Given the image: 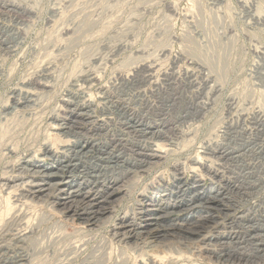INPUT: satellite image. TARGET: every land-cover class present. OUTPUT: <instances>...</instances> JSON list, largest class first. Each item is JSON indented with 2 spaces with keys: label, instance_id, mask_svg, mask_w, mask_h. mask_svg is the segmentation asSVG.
I'll return each instance as SVG.
<instances>
[{
  "label": "rangeland",
  "instance_id": "obj_1",
  "mask_svg": "<svg viewBox=\"0 0 264 264\" xmlns=\"http://www.w3.org/2000/svg\"><path fill=\"white\" fill-rule=\"evenodd\" d=\"M78 141L147 165L107 189L81 176L92 156L59 172ZM259 234L264 0H0V264H264Z\"/></svg>",
  "mask_w": 264,
  "mask_h": 264
},
{
  "label": "bare ground",
  "instance_id": "obj_2",
  "mask_svg": "<svg viewBox=\"0 0 264 264\" xmlns=\"http://www.w3.org/2000/svg\"><path fill=\"white\" fill-rule=\"evenodd\" d=\"M92 83V82H91ZM216 92V91H215ZM27 96V95H26ZM28 97V96H27ZM15 103V102H14ZM198 104V103H197ZM207 104V103H206ZM125 108V107H124ZM90 109V108H89ZM197 110V109H196ZM197 114V113H196ZM125 121V120H124ZM141 121L139 122H131L132 124V128L133 129H136L134 130L137 131V132H144V134L146 133V135H151V136H160L161 134V130H159V127L157 128H154V127H147L146 125H143L140 123ZM148 122V121H147ZM146 123V122H145ZM64 125V124H63ZM74 127V125H73ZM67 128V127H66ZM70 129V128H69ZM74 129V128H73ZM172 129V128H171ZM68 130V129H67ZM173 130V129H172ZM70 132L71 129H70ZM136 133V132H135ZM261 134V133H260ZM150 137V136H149ZM111 139V138H110ZM152 139V138H151ZM161 141V140H160ZM234 142V141H233ZM88 145V142H79L76 144V145H79V149L78 151H74L76 156L74 155V158L72 161L69 157L68 161L67 162H61L59 161V163L57 164L58 167H59V172L66 168H69V169H72L73 171H76L78 169V166L79 165H84L83 162H85L84 160L89 158L90 156H92L93 159H95L96 161H98L99 163L95 164L94 167H90L88 165H85V166H82L81 168H83V171L81 172V176H83L84 178L86 179H95L97 178L98 180V175L103 174L105 176V178L103 177V183L105 184V186H103L104 188H108V186H106V184H111L112 182L108 183V180H117V178H120V177H124V176H129L132 172H136V170H139L141 168H144L145 165H147V160L148 159V155L144 153H140V151H146L144 150L145 148H143L142 146H138L139 148L136 150L137 153H135V157H138L139 160H137V158H132L129 159L128 157L127 158H123L121 157L120 155H115V154H110V152H108V149L107 150H103V148L101 147V149L99 148H96L97 151L99 152L98 154H95L94 156L91 155L92 153H94V150H95V147H93V149L91 150H87V152H84L85 151V147L84 145ZM226 144V143H225ZM240 145V144H239ZM156 146V145H155ZM100 147V146H99ZM113 147V146H112ZM147 147V146H146ZM249 147V146H248ZM107 148V147H106ZM228 148V147H227ZM236 148V147H235ZM231 149V148H230ZM135 152V151H134ZM114 153V152H113ZM227 153V152H225ZM224 153V154H225ZM262 153V152H261ZM117 154V153H116ZM150 154V153H149ZM69 155V154H68ZM223 155V154H222ZM73 156V155H71ZM104 156V157H103ZM133 156V157H134ZM154 156V155H153ZM125 157V156H124ZM131 157V155L129 156ZM228 157H231V154L228 155ZM223 158V157H222ZM227 158V157H226ZM249 158V157H248ZM80 159V160H79ZM219 159V158H218ZM228 159V158H227ZM90 160V159H89ZM88 162H91V160ZM223 160V159H222ZM87 161V160H86ZM149 161V160H148ZM149 163V162H148ZM93 164V163H92ZM35 168H39L40 170H42V172L39 170L38 173H42L44 174V181L43 183L45 184L44 186L41 185L40 188H39V191L38 192H43L46 188L45 187H49V190H53V189H57L58 187V184H53V183H50V180L52 178H54L55 176H59L57 173L58 172H51L53 171V168H55V164L50 166V167H44V166H41V167H38L36 165H34ZM46 166V165H45ZM57 167V168H58ZM80 168V169H81ZM102 168V169H101ZM61 169V170H60ZM79 169V170H80ZM135 169V170H134ZM71 172V171H70ZM65 173V172H64ZM77 173V172H76ZM115 173V174H114ZM215 173V172H214ZM83 174V175H82ZM111 174L110 178L107 176ZM43 178V176L41 177ZM101 178V177H100ZM100 180V179H99ZM218 180V178H217ZM91 181V180H90ZM97 182V181H96ZM101 183V182H100ZM40 184H41V181H40ZM233 184V183H232ZM80 185V184H79ZM97 185V184H95ZM74 187V186H73ZM194 187V186H193ZM81 188V187H80ZM241 188V187H240ZM79 189V188H78ZM92 189V188H91ZM47 190V189H46ZM240 191V190H239ZM51 192V191H50ZM63 193L62 195H67L66 198L62 199L63 197L59 198V203L62 205V206H65L67 207L68 209H73V212L75 214H77L80 218H82L83 220H86L87 223L88 222H98L99 221V217L100 215H102V212L101 211H97L95 210V204L94 202H91L90 200L88 201L86 197H84L85 195L82 194L81 195V191H71L70 193L68 194H64V190L61 192ZM80 193V194H79ZM96 193V192H95ZM225 193V192H224ZM242 193V192H241ZM244 194V193H243ZM47 195V194H46ZM50 195V194H49ZM96 195V194H95ZM88 196V195H86ZM80 198V199H79ZM107 198V197H106ZM108 199V198H107ZM220 200H221V197H220V193L219 191L217 190H213L212 193H207L206 194H196L194 195L193 197H191V199H189L188 201H186L188 203L187 206H189L190 208L194 209V208H204V207H207V206H210L207 208V210H211V206L214 205V207H219L220 206ZM106 201V199H105ZM226 203V202H225ZM226 205V204H225ZM226 207V206H225ZM80 210V212H79ZM207 214H210V212H208ZM156 216H159V214H155ZM202 218L204 219H209V216H201ZM154 218V217H153ZM156 220L158 218H155ZM129 223V222H128ZM160 223V222H159ZM231 223V222H230ZM92 224V223H91ZM198 225V224H197ZM158 227V226H157ZM203 227V225L201 226ZM217 229V228H216ZM254 229V231H262L260 230L261 228H252ZM251 229V230H252ZM190 230V229H189ZM250 230V231H251ZM198 231V230H197ZM248 231V230H247ZM249 231V232H250ZM219 233V232H218ZM126 234H131V235H135V236H141L142 234H148V235H151L152 234V231H146L145 232H136L135 230H132L130 232H127ZM157 235V234H156ZM168 235V234H167ZM134 236V237H135ZM259 236H264L262 234H259ZM251 238V237H250ZM262 242V241H261ZM245 243V242H244ZM221 244V243H220ZM254 244V243H253ZM229 245V243H228ZM259 247V246H258ZM256 247V248H258ZM215 249V248H214ZM258 251V250H257ZM244 254V253H243ZM240 255V254H239ZM246 255V254H245ZM254 256V255H253ZM221 259V258H220Z\"/></svg>",
  "mask_w": 264,
  "mask_h": 264
}]
</instances>
